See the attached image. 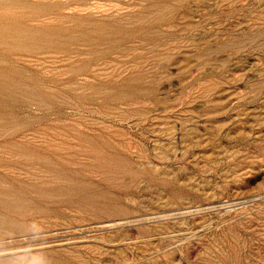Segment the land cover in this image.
<instances>
[{
    "label": "rangeland",
    "instance_id": "374dc122",
    "mask_svg": "<svg viewBox=\"0 0 264 264\" xmlns=\"http://www.w3.org/2000/svg\"><path fill=\"white\" fill-rule=\"evenodd\" d=\"M84 3L133 38L29 56L56 98L22 115L105 132L124 171L91 174L92 205H0V264H264V0Z\"/></svg>",
    "mask_w": 264,
    "mask_h": 264
},
{
    "label": "bare ground",
    "instance_id": "6f19581e",
    "mask_svg": "<svg viewBox=\"0 0 264 264\" xmlns=\"http://www.w3.org/2000/svg\"><path fill=\"white\" fill-rule=\"evenodd\" d=\"M144 1L155 5V0ZM91 8L84 0H0V127L12 129L0 134V205L15 214H51L55 207L92 205L96 198L89 194L91 174L119 175L124 171L121 145L105 132L63 126H47L39 132L34 130L35 123L44 120L34 122L22 115L26 104L46 105L56 98L51 93L56 91L53 77V83L41 79L29 56L83 54L80 48H73L75 45L87 48L92 56L109 55L116 49L115 40L123 42L134 35L75 13ZM102 44H108L109 49L97 50ZM84 70L66 72L70 87L78 85L75 78Z\"/></svg>",
    "mask_w": 264,
    "mask_h": 264
}]
</instances>
